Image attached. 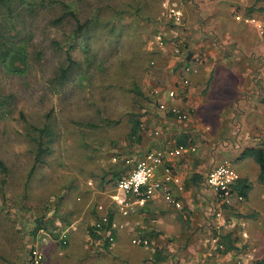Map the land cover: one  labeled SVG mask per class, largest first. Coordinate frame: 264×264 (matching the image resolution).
Masks as SVG:
<instances>
[{
  "label": "rangeland",
  "instance_id": "rangeland-1",
  "mask_svg": "<svg viewBox=\"0 0 264 264\" xmlns=\"http://www.w3.org/2000/svg\"><path fill=\"white\" fill-rule=\"evenodd\" d=\"M71 1H0V159L8 169L6 175L0 173V264H24L25 249L38 235V220L45 222L49 233L55 226L68 228L71 221L90 226L96 206L108 205L115 181L113 170L125 167L126 171V159L136 160L162 140L189 135L185 140L191 137L195 160L203 151L207 153L203 157L212 159L207 163L209 170L228 162L236 172H244L247 167L245 172L253 174L249 166L229 156L235 145H243L244 137L238 141L244 133L240 130L252 117L241 120L242 115L232 114L236 83L242 80L233 73V63L217 66L210 78L207 100L191 106L185 120L174 121L161 113L151 95L154 87L170 86L176 77L167 48L175 42L171 40L173 35L177 34L180 43L186 39L189 24L192 29L190 0H176L186 17L184 26L176 28L167 22L162 27L165 20L159 19L165 8L160 0H77L80 18L95 19L87 43L85 36L73 35L72 19L58 20L64 3ZM253 9L264 11V6ZM170 30L175 34L165 37L164 32ZM155 34L165 37L163 44L168 46L159 48ZM67 53L72 64L66 59ZM150 59H156V64L151 66ZM66 66L67 78L61 82L60 71ZM207 86L200 88L202 97ZM134 119L140 121L139 141L129 134ZM44 125L51 131L43 138L50 151L42 156V162L34 164L38 132L33 127ZM215 199L214 210L203 220L200 205L194 204V210L183 204L181 208L165 209L181 216L174 218L179 225L173 227V234L158 246L149 241L146 247L134 245L130 238L129 251L121 257L109 253L103 241L88 240L79 259L73 246L62 257L45 256L44 264H154L152 249L166 257L171 254L175 264H231L229 259H217L221 249L211 243L206 258L198 255L196 246L184 249L185 239L174 243V233L180 231L187 237L203 228L201 220L209 225L210 237L228 232L219 228V220L226 225L231 220L222 212L234 210L243 200L232 199L227 205L218 202L219 207ZM254 202L258 204L257 199ZM134 232L141 237L137 229ZM54 240L49 247L59 245Z\"/></svg>",
  "mask_w": 264,
  "mask_h": 264
},
{
  "label": "crops",
  "instance_id": "crops-1",
  "mask_svg": "<svg viewBox=\"0 0 264 264\" xmlns=\"http://www.w3.org/2000/svg\"><path fill=\"white\" fill-rule=\"evenodd\" d=\"M187 4L193 5L191 7L192 10H189V23L192 22V29L189 24L186 39L180 40V42L184 40L185 43L180 44L179 53L174 52L173 46L167 45L169 47L167 51L171 55L168 61L169 65L173 68L176 65L188 67L187 76L190 80V85L186 90V100L184 99V102H182L183 106L189 109L191 106L196 107L202 100H207V94L211 87L210 78L212 73L219 64L227 65L231 62L236 66H233L235 70H233V73H237L242 79L236 83L237 95L235 98L236 102H233L234 108L231 109L232 114L242 115L241 120L244 117L252 116L249 121L248 118L247 120L245 119L246 124L240 130L244 133L238 141L241 142L242 137H244L243 145H235V149L229 153V156L237 159V162H243L245 167L249 166L251 168L253 172L251 176L245 172L248 170L247 167L244 172H237L240 178H245L249 182V190L246 198L242 201L243 203L236 205L237 207L235 206V209L228 213L222 212L224 216L231 219L228 224L226 225L219 220L220 227L218 226L219 228L228 229L227 231L232 233L233 244L236 248L222 253L217 259L220 260L222 257L224 260L229 259L232 262L231 264H255L259 261H262L259 264H264V185L257 180L259 167L253 157H240L246 147H264V30H260L253 24L240 22L232 17V15L235 17L236 13H241L243 15L256 16V18H264L263 11L253 9L256 6H264V0H190ZM249 6L253 9L251 13L245 10ZM173 34H175L174 30L164 32L165 37ZM155 48L159 50V48L163 49L164 47ZM206 86L205 97H202L199 94L202 90L200 88ZM256 114H258L259 118L256 117ZM188 136L180 135L178 137L177 135L174 138L175 140H162L161 144L155 148L177 144L180 138L186 139ZM190 138H188L189 141H191ZM189 141H187V144L195 147ZM229 144L231 145V142ZM220 147L224 149V147ZM192 152L190 150L183 156L174 159L172 164L183 184V189L179 196L184 208L187 207L189 210H194V204L196 206L200 205L203 208L200 218L203 220L209 217L211 211L214 210L213 204H215L216 194L212 188L205 184V179L202 182L191 183L190 178L194 173L200 174L202 179L205 178L206 173L209 171L207 163L212 159H206L207 153L204 154L203 151L196 157L198 160H195ZM256 199L258 204L254 202ZM215 200L217 201V197ZM218 205L217 201L215 206ZM169 206L171 205L163 199L153 198L143 205L135 206L134 212L124 216L118 212L111 201H108L105 211H108L119 225L115 233L114 243L111 246L108 245V252L113 254V256H115L114 254H120L121 257H124L129 251V239L137 236L134 229H137V233L140 232V236H143L142 238L148 239L147 244L149 241V243H155V246H158L164 237L167 238V236L173 234V227L179 225L174 218H178L181 215L175 216L173 213L165 211ZM182 216L187 218L188 215L183 213ZM89 220V223H91L92 219L90 218ZM202 220L201 225L203 228L193 234L189 233L187 237H184L185 235L180 231L179 233H174L176 234L174 243L177 245L185 239L184 249L188 250L190 247L196 246L199 249L198 255H204V258H206V254L210 253L207 251V245H210L212 236L210 237L209 225L206 226V222ZM63 229H67L65 246L59 243L58 246L51 248L48 245L49 243H55L53 238L50 239V237L48 238L41 234L35 237L34 245L41 250L44 259L47 255H54L57 258L62 257L73 246L76 249L74 251L76 259L82 257L85 253L83 250L84 246L90 240V236L87 233V225L83 227L81 224L76 225V223L72 222L68 228H61L60 231ZM186 233H188V230ZM143 247L146 246L143 245ZM151 252L154 255L155 249H152ZM168 254L170 253L168 252ZM44 259L42 264H44ZM152 259L153 256L151 263H154ZM175 260V258L171 259L170 254L161 262L165 264L166 261L168 262L166 264H175ZM183 264L189 263L185 262Z\"/></svg>",
  "mask_w": 264,
  "mask_h": 264
},
{
  "label": "built area",
  "instance_id": "built-area-1",
  "mask_svg": "<svg viewBox=\"0 0 264 264\" xmlns=\"http://www.w3.org/2000/svg\"><path fill=\"white\" fill-rule=\"evenodd\" d=\"M169 17L173 19L175 26H182L186 17L184 12L176 3L162 2ZM236 19H241L244 23L255 25L260 30H264V18L259 19L255 16L245 17L239 14L235 15ZM186 22V21H185ZM184 26V25H183ZM164 38L158 34L155 36V41L161 46ZM175 53H179L178 47L174 48ZM181 70V71H180ZM174 78V83L170 86H158L151 90V95L155 98L158 104V109L164 115L170 114L176 120H185L190 116L188 109H185L182 102L186 97V90L190 85V80L187 76L188 67H182ZM158 135L159 131H155ZM194 151L195 147L188 144H172L163 147L153 148L138 158L131 166L129 171L117 181L113 192L109 193V201L115 206L119 213L127 216L135 211V206L145 204L153 198H161L166 203L175 208H181L182 202L179 193L183 189V184L179 174L176 172L172 162L174 159L183 156L189 151ZM115 160V159H114ZM239 178L238 173L233 169L228 162H223L218 166L209 170L205 175V184L212 188L216 194L217 201L221 205L229 204L232 199L235 201L243 200L241 195H238L233 184ZM106 207L98 204L96 211L97 218L93 220L91 225L95 228L99 238H92L93 243L108 242L112 245L115 240V233L119 227L117 221L110 217ZM220 213H217L219 215ZM39 234L50 237L49 232L44 229L39 230ZM67 229H63L58 237V242L66 244ZM134 245H146L147 240L141 237L131 238ZM210 242L215 248H221L218 236H212ZM44 259L41 250L34 246L30 248L25 264H42Z\"/></svg>",
  "mask_w": 264,
  "mask_h": 264
},
{
  "label": "trees",
  "instance_id": "trees-1",
  "mask_svg": "<svg viewBox=\"0 0 264 264\" xmlns=\"http://www.w3.org/2000/svg\"><path fill=\"white\" fill-rule=\"evenodd\" d=\"M0 1H2V0H0ZM164 1H167L170 4L177 3L176 0H160V2H164ZM139 5H141V2H139ZM77 6H78V1L77 0H72L71 3H64V5H63V12H62L63 15L58 20L60 22V21H62V19L64 17H67V18L72 19L73 20V35L75 34L76 36H81V37H84L85 36L84 42L87 43L88 42V39H89V34L91 32V28L93 26V22L95 21V19L94 18L89 19V17L86 18V19L85 18L84 19H81L80 18V15H79V11L77 10ZM245 10H246V12L251 13L253 9H251V7H249V8L247 7V8H245ZM258 11H260V10H258ZM160 14H161V16H160V19L159 20L160 21H162V19L165 20V22H162L163 23L162 27H164L166 25L165 24L166 22L169 23V25H171V26L174 27L175 24L173 23V19L169 17V15L166 12V10H164L163 13H160ZM236 14H238V13H236ZM244 16L245 17H252V15H245V14H244ZM259 19H262V18H259ZM175 28H176V26H175ZM118 32H120V29H119ZM163 38H164V40L166 39L165 37H163ZM177 38H178V36L176 34L171 39L172 41H175L172 44L173 49L176 48V47H178L180 49L179 46H180V44L182 42L179 43L178 42L179 40ZM167 41H169V40H167ZM172 41H170V43ZM166 45H167V43H166ZM66 59L69 61V64H72L73 63L71 61V59H70V54L67 53ZM149 64L151 66L155 65L156 64V59H150ZM181 67L182 66L176 65L174 67L175 73L178 72L181 69ZM67 71H68V67L67 66L65 68H61L60 75H59L60 78H61V82H63L67 78L66 77ZM174 76H176V75H174ZM173 83H174V80H173L172 84ZM156 87H158V86H156ZM135 89L140 92L139 86L137 84H135ZM156 105L158 107L157 101H156ZM184 108L187 109L186 107H184ZM166 116H168L169 118H171L173 120H176L170 114H167ZM33 129L38 132V137L34 139V141L36 142L35 153H34V164H37L39 162H42V159H41L42 156H44L45 154L49 153V151H50V147L46 144V141H43V138L46 137L47 135H50L51 131L48 128L47 125H44L42 127H33ZM140 129H141V127H140V121L138 119L132 120L131 121V126H130V133H129L130 134V137H137L136 140L139 141L140 140ZM177 144H187V141L185 140V138L182 137V138H180L178 140ZM150 150H147L146 152H148ZM146 152H144V154ZM248 156L253 157L254 161L257 163V165L259 167V174H258L257 180H258L259 183H261L262 185H264V147H246L242 151L240 157L241 158H244V157H248ZM138 158H140V157H138ZM126 160H127L126 162L128 164L127 165L128 168L126 167V171H125V167H116L113 170L115 181H114V184H113V187H112L113 189L112 190H114L117 181L119 179H121L126 174L127 171H129V169L131 168V166L136 161L135 159L134 160L131 159V162H129V159H126ZM33 168H34V166H33ZM33 168L30 169L29 174H28V177L31 175V173L33 171ZM7 172H8V169H7L6 165H5V163L0 159V173L3 174V175H6ZM204 179L205 178L202 179V176L200 174L194 173L192 175V177L190 178V182L191 183L202 182ZM249 186H250L249 185V182L245 178H240L239 177L236 180V182L233 184V189H234V191L238 195H241L243 198H246L247 192L249 190ZM95 211H96V209H95ZM96 213L97 214H95L94 219L97 218V216H98V212L97 211H96ZM110 217H112V216L110 215ZM71 223H72V221H71ZM62 227H63V225L60 226V228H57L55 226L53 230H50V233H51V234L49 233L50 236H52L53 239H57L56 241H58V237H59L60 232H61L60 229ZM40 229H44V230L47 231V226H46L45 222H42V220H38L37 228H36V233L39 234V230ZM47 232H49V231H47ZM87 233H88V235L90 237H92L94 239L100 237L96 233L95 228L91 224H90V226L87 227ZM216 236L219 237V242L223 246L222 249L221 248H217V249L218 250L221 249L220 251L222 253H225L228 250H234L236 248L234 246V244H233L232 233L231 232H227L225 234H220V235H217L216 234ZM142 237L143 236H141V238ZM107 244H108V242L106 241V243L103 244V247H105ZM61 245L65 246V244H61ZM34 246H36V245H34V242L33 241H32V243H30V244L27 245V247L25 249V251H26L25 252V255H26L25 260L27 258V255H28V252H29L30 248H32ZM160 253H161L160 250H155L154 255H153V259H152V261L154 263H158V262H161V261L165 260L166 256L165 255H160ZM259 263H262V261H259L258 263H255V264H259ZM6 264H12V263H9L8 262ZM24 264H25V261H24Z\"/></svg>",
  "mask_w": 264,
  "mask_h": 264
}]
</instances>
